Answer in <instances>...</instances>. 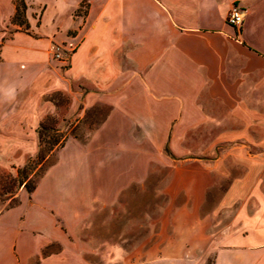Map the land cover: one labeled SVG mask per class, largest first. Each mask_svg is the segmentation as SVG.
I'll return each mask as SVG.
<instances>
[{
  "label": "crops",
  "instance_id": "0c3cea01",
  "mask_svg": "<svg viewBox=\"0 0 264 264\" xmlns=\"http://www.w3.org/2000/svg\"><path fill=\"white\" fill-rule=\"evenodd\" d=\"M232 4L245 11L240 27L226 21ZM28 6L39 12L38 26L46 13L54 16V28L5 39L14 6L0 0V113L16 87L34 93L30 103L20 101L18 125L13 114L0 121L1 161L18 157L20 145L36 152L40 118L54 110L36 102L46 83L70 94V113L80 104V117L94 105L107 113L86 139L69 136L34 190L0 212V264H120L119 247L103 253L112 262L95 263L87 258L100 252L78 242L94 210L117 205L147 182L154 165L170 164L169 189H182V160L201 165L192 183L201 192L202 176H232L209 215L201 193L182 208L177 238L193 230L195 240L208 243V225L221 224L208 247L183 243L182 254L199 248L212 254V264H264V0H30ZM54 39L66 57L56 59L66 66L63 75L45 70ZM218 144L228 147L215 155ZM54 244L58 253H44ZM145 264L191 263L167 256Z\"/></svg>",
  "mask_w": 264,
  "mask_h": 264
},
{
  "label": "rangeland",
  "instance_id": "374dc122",
  "mask_svg": "<svg viewBox=\"0 0 264 264\" xmlns=\"http://www.w3.org/2000/svg\"><path fill=\"white\" fill-rule=\"evenodd\" d=\"M21 1L25 4L23 14L14 16L16 6L21 9ZM34 1L35 3L45 1L50 4V0ZM10 2L14 6V11L6 19L5 26L2 28L5 39L12 38L18 31L30 33L32 31L35 32V30H42L51 33L54 28L51 18H54V16L46 13L42 16V24L38 26L40 23L39 12H32V10L28 9L30 0H10ZM61 15L57 17L64 21V14ZM29 20L32 23L35 22L37 26L34 24L30 26ZM71 33V30L67 32V34ZM60 41V39H54L52 44L56 43L60 45ZM61 58L65 59L66 57L61 53ZM46 67L45 70L47 72L52 73L57 71L62 75L66 68L65 65L63 66L56 61L54 56L53 58L51 56ZM29 88L24 91H20V87L14 89L15 93L11 94L8 108L0 113V121L13 114V119H16L14 124L18 125L20 121V101L27 100L30 103L34 96L33 91H30ZM43 89L39 91L36 102L40 104L41 109L46 104L54 106L53 111L46 112L40 118V121H42L47 117H51V126L53 127L43 132L44 135L41 142V156L43 155V157L42 159L37 158L38 153L40 154L37 134V150L35 153L28 154L24 152V149H21L22 145H20V155H18L20 159L18 157L9 158L2 160L3 162L0 159V212L16 202L19 197L21 198L22 194L29 193L19 184V171L21 169L23 170L21 176L25 174L30 185L36 184L46 169L56 161L58 149L63 145L65 140L69 136L82 140L86 139L107 113L106 107L94 105L86 109L82 117H80L81 104L79 110L73 113L69 112L71 105L69 93L61 89L51 90L47 83ZM227 147L228 144L216 145L215 155L225 152ZM206 158L209 160L212 157ZM204 166L203 164V169ZM200 167L201 165L196 160H193L189 165L182 160V189L176 190L175 188L169 189L172 181L173 167L170 164L154 165L147 182H144L142 185L136 184L127 190L117 205L105 209L96 208L89 220L87 232L85 231L84 236H80L82 240L78 241L88 243L92 245L94 250L100 252L97 255H90L87 258L88 261L95 263L112 262L110 258L112 255L104 256L103 253H107L108 250H112V247L115 246L119 247L120 252L119 258L115 259V262L119 261L120 264H145L147 261L155 258L167 256L179 258L181 261L184 259V261L191 264H199L200 262L212 264V254L200 253L202 251L199 248L203 246L208 247L211 244L210 236L216 234L221 224L218 227L215 223L208 225L206 231L209 236L208 243L207 239L195 240V237L191 236L195 234L193 230L186 240L182 239V236L177 238L175 231L176 218L180 221L179 226L182 228V221H184L182 220L183 207H187L196 195H200L201 193L203 202L206 204L204 213L209 215L212 213L213 208H216V205H218V200L225 193V189L232 178L231 175L212 176L207 174L202 176V184L203 186L206 184L207 189L203 192L195 190L196 188L192 184L196 180L194 178V171L200 170ZM189 184H191V188L188 186ZM186 185L187 187L185 188ZM191 208L192 206H188V209ZM183 243H186L187 249L198 245L197 253L182 254ZM171 246L175 250L179 249L181 254H165L163 250L170 251L171 249L169 250L168 248ZM59 248L60 246L55 244L50 245L44 250V253H58ZM73 259V261H77L75 257Z\"/></svg>",
  "mask_w": 264,
  "mask_h": 264
},
{
  "label": "trees",
  "instance_id": "16d2710c",
  "mask_svg": "<svg viewBox=\"0 0 264 264\" xmlns=\"http://www.w3.org/2000/svg\"><path fill=\"white\" fill-rule=\"evenodd\" d=\"M25 7V4L21 1V9L16 6V10H15V14L14 16L18 15L20 16V14H23V9ZM21 10V12H20ZM51 122H52V118L51 117H47L46 119H43L42 121H40L38 128H37V134H38V142H39V149H40V154L38 153L37 158L42 159L43 155L41 156V142L43 140V132L47 131L51 128H53L51 126ZM19 171V170H18ZM20 179L19 180V184L23 186V188L26 189V191H28L29 193L32 192L36 186V184H32L30 185L29 181L26 179V176L24 174V176H21L23 174V170L21 169L20 171ZM16 202H14L12 205L9 206H13Z\"/></svg>",
  "mask_w": 264,
  "mask_h": 264
},
{
  "label": "built area",
  "instance_id": "2783aa9c",
  "mask_svg": "<svg viewBox=\"0 0 264 264\" xmlns=\"http://www.w3.org/2000/svg\"><path fill=\"white\" fill-rule=\"evenodd\" d=\"M245 11L237 4H232L226 15V21L234 27H240L243 23ZM50 50L56 59L61 58V47L59 44H52Z\"/></svg>",
  "mask_w": 264,
  "mask_h": 264
}]
</instances>
